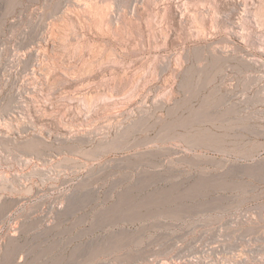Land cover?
<instances>
[{"label": "rangeland", "instance_id": "rangeland-1", "mask_svg": "<svg viewBox=\"0 0 264 264\" xmlns=\"http://www.w3.org/2000/svg\"><path fill=\"white\" fill-rule=\"evenodd\" d=\"M263 1L0 0V264H264Z\"/></svg>", "mask_w": 264, "mask_h": 264}, {"label": "bare ground", "instance_id": "bare-ground-1", "mask_svg": "<svg viewBox=\"0 0 264 264\" xmlns=\"http://www.w3.org/2000/svg\"><path fill=\"white\" fill-rule=\"evenodd\" d=\"M262 8H263V6H262ZM263 10L264 9H262V11ZM185 138L186 137H184V139H183L184 141H178L177 140V143L174 142L177 146H180L182 148L181 152H184L187 154H193L194 153V155H198V153L201 152V154H203L204 156L209 155L208 154L209 152H213L214 153L213 158L217 159V160H214L212 162V164L214 162H216L215 167H217L216 170L218 171V175H216V176H212L209 178L208 177L202 178L199 181H197L194 185H192L189 189H187V191H188V192L186 191L187 194H193V195L201 196V195L208 194L209 192H211L210 190L227 189V186H228L227 182L232 181V179L236 178L240 174L249 173L251 175H258L262 172V169H259V167L257 165L251 163V160H252L251 157L252 156L249 157V156L237 155V159H235V161H234V160H231V158H230V155H229L230 152L228 153L225 149L219 148V149L214 150V149H210L209 147H207L205 145H202L201 140L204 139V135L193 136V137L188 136L186 138V140H185ZM138 150L140 151L141 148H138ZM201 154L199 156L202 157ZM249 161H250V163H249ZM202 162L204 163V161H202ZM242 162H244V163L242 164ZM143 164L145 166L148 165L147 163H143ZM140 165H141V163H140ZM161 178L159 176L158 177L153 176L152 179L150 177L149 178L150 180H149L147 177L148 181H146V180H144L145 182L142 181L140 187H143V188L147 187L148 189L149 188L151 189V187H156L158 184L162 183ZM181 188L182 187L179 183L171 185V186H169L167 188H163V189L156 187L155 189H153V191L151 193L148 192L150 194V197L148 199L144 198L145 200L142 201V199H143L142 198V199H140L141 201L140 200L137 201L138 199L136 200V198L135 199L130 198V196H129V198L127 200L126 199L124 200L123 205H124V207L129 206L130 208H132V207L140 208V207L151 206V205L156 204V203H158V204L170 203V202H173L174 200L178 199L179 197H181L180 194H182V192H183V191L181 192ZM186 192H184V193L186 194ZM131 194H133V193H131ZM173 194H178V195L174 199H172L171 195H173Z\"/></svg>", "mask_w": 264, "mask_h": 264}]
</instances>
